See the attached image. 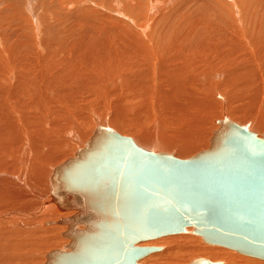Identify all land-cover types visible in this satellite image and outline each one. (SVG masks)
<instances>
[{
    "label": "bare ground",
    "instance_id": "6f19581e",
    "mask_svg": "<svg viewBox=\"0 0 264 264\" xmlns=\"http://www.w3.org/2000/svg\"><path fill=\"white\" fill-rule=\"evenodd\" d=\"M20 1L0 0V264L117 261L142 220L122 141L185 160L219 131L264 140V0ZM190 231L138 264H264Z\"/></svg>",
    "mask_w": 264,
    "mask_h": 264
},
{
    "label": "water",
    "instance_id": "95a60500",
    "mask_svg": "<svg viewBox=\"0 0 264 264\" xmlns=\"http://www.w3.org/2000/svg\"><path fill=\"white\" fill-rule=\"evenodd\" d=\"M219 132L207 151L185 160L159 157L122 141L149 159L146 168L137 169L135 154L124 148L133 155L125 175L133 188L123 210L142 220L129 231L121 252L116 251L117 261L104 259L100 264H138L156 249L136 244L184 232L191 225L208 244L264 260V140L242 127ZM123 169L125 165L116 172Z\"/></svg>",
    "mask_w": 264,
    "mask_h": 264
},
{
    "label": "rangeland",
    "instance_id": "374dc122",
    "mask_svg": "<svg viewBox=\"0 0 264 264\" xmlns=\"http://www.w3.org/2000/svg\"><path fill=\"white\" fill-rule=\"evenodd\" d=\"M25 1V0H24ZM23 1V2H24ZM20 3L22 4V0L20 1ZM219 130V129H218ZM209 146V145H208ZM201 150V149H200ZM199 150V151H200ZM199 151H197V152H199ZM190 234H191V236L193 235L192 233H191V231L189 232ZM181 235V234H180ZM193 236H195V235H193ZM198 235H196L195 237H197ZM201 238V237H200ZM201 240V242H202V244H204V245H206V243H204L203 241H202V239H200ZM208 246V245H207ZM209 247H211V246H209ZM232 252H234V251H232ZM153 254V253H152ZM234 254H235V252H234ZM237 254V253H236ZM239 255V254H238ZM242 256V255H241ZM191 260V259H190Z\"/></svg>",
    "mask_w": 264,
    "mask_h": 264
}]
</instances>
